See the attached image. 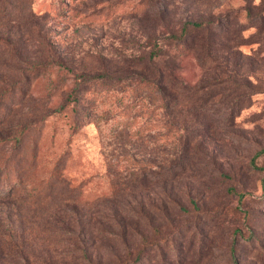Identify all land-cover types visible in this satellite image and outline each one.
<instances>
[{"label":"rangeland","instance_id":"obj_1","mask_svg":"<svg viewBox=\"0 0 264 264\" xmlns=\"http://www.w3.org/2000/svg\"><path fill=\"white\" fill-rule=\"evenodd\" d=\"M0 264H264V0H0Z\"/></svg>","mask_w":264,"mask_h":264},{"label":"trees","instance_id":"obj_2","mask_svg":"<svg viewBox=\"0 0 264 264\" xmlns=\"http://www.w3.org/2000/svg\"><path fill=\"white\" fill-rule=\"evenodd\" d=\"M193 27L199 28L202 24L201 23H192ZM152 60V72L150 73V81H147L150 84H153L156 87L157 91H161L164 93V85L162 84L165 79L171 77L172 79H176L175 74L171 69L161 65L159 60H156L157 54H153ZM152 58V57H151ZM85 248V244H83L82 252Z\"/></svg>","mask_w":264,"mask_h":264}]
</instances>
